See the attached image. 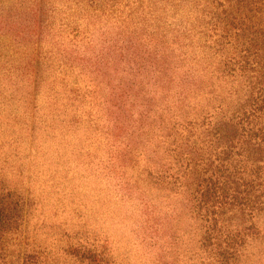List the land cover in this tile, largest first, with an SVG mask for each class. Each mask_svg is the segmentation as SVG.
<instances>
[{"label":"rangeland","instance_id":"1","mask_svg":"<svg viewBox=\"0 0 264 264\" xmlns=\"http://www.w3.org/2000/svg\"><path fill=\"white\" fill-rule=\"evenodd\" d=\"M195 1L0 0L50 28L0 27V187L22 209L0 264H264V193L208 240L198 187L215 167L230 193L264 185V61L224 72Z\"/></svg>","mask_w":264,"mask_h":264},{"label":"trees","instance_id":"2","mask_svg":"<svg viewBox=\"0 0 264 264\" xmlns=\"http://www.w3.org/2000/svg\"><path fill=\"white\" fill-rule=\"evenodd\" d=\"M176 1L179 2V6L183 3V0ZM194 9V12L197 11L196 13H198V9L202 13H206L207 20L206 22L203 21L202 25L207 33L208 39L206 41L215 45L212 48L215 50V54L219 53L224 72L227 74L246 70L251 72L253 70L252 64L258 66L264 61V0H227V2L225 0H196ZM36 18L37 15L31 18V15L21 13L13 21V18L0 15V27L11 26V29L15 31V35L20 38H24L28 34L27 40L38 32L39 37L42 30L45 31V35L48 37L50 30L48 24L43 26L44 21L36 20ZM109 49L112 50L113 47H109ZM111 56L113 54L102 49L95 57H101L106 61ZM178 165L180 164L175 166ZM256 171L257 175H246L245 178L248 179L244 182L248 180L250 182L244 185L243 191L235 192L234 190L232 193L229 192L223 181H218L219 176L214 179L213 174L218 173L217 167L214 169L207 168L202 172L198 187L202 188L201 191L203 187H206L205 196L211 199V203L205 208L206 210L210 209L208 214L205 210V214L206 216L210 214L212 222V225L208 227L211 232L208 234V240H215L212 234L219 232L216 230V211L220 206L236 203V201L241 202L244 199L247 200L252 191L260 194L264 193L262 176H259L258 170ZM3 191L5 190L0 187V242L7 234L18 229L22 211L19 201L15 200L8 191L5 194ZM250 227L245 225L234 232L227 231L224 234V242L227 244L228 242L236 243L237 239L242 238L246 235V232H249Z\"/></svg>","mask_w":264,"mask_h":264}]
</instances>
